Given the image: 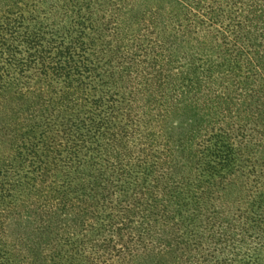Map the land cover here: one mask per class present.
Masks as SVG:
<instances>
[{
    "label": "trees",
    "instance_id": "16d2710c",
    "mask_svg": "<svg viewBox=\"0 0 264 264\" xmlns=\"http://www.w3.org/2000/svg\"><path fill=\"white\" fill-rule=\"evenodd\" d=\"M0 264H264V0H0Z\"/></svg>",
    "mask_w": 264,
    "mask_h": 264
}]
</instances>
